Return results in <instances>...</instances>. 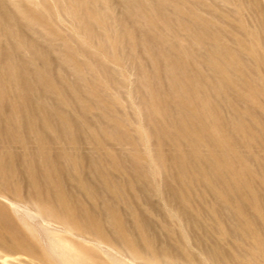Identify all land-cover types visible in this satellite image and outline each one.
<instances>
[{"label":"rangeland","instance_id":"obj_1","mask_svg":"<svg viewBox=\"0 0 264 264\" xmlns=\"http://www.w3.org/2000/svg\"><path fill=\"white\" fill-rule=\"evenodd\" d=\"M0 264H264V0H0Z\"/></svg>","mask_w":264,"mask_h":264},{"label":"bare ground","instance_id":"obj_2","mask_svg":"<svg viewBox=\"0 0 264 264\" xmlns=\"http://www.w3.org/2000/svg\"><path fill=\"white\" fill-rule=\"evenodd\" d=\"M32 215V214H31ZM35 215V214H34ZM33 216V215H32ZM36 217V216H35Z\"/></svg>","mask_w":264,"mask_h":264}]
</instances>
